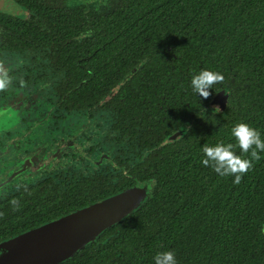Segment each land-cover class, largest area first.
Returning a JSON list of instances; mask_svg holds the SVG:
<instances>
[{
  "label": "trees",
  "instance_id": "trees-1",
  "mask_svg": "<svg viewBox=\"0 0 264 264\" xmlns=\"http://www.w3.org/2000/svg\"><path fill=\"white\" fill-rule=\"evenodd\" d=\"M16 1L27 15L0 12L4 48L52 59L67 110L110 111L124 157L0 199V242L148 184L137 209L58 264H153L164 250L178 264H264V153L239 184L200 163L204 143H232L251 159L231 137L238 122L264 138V0ZM202 69L223 75L207 98L190 84ZM220 89L227 105L213 108Z\"/></svg>",
  "mask_w": 264,
  "mask_h": 264
},
{
  "label": "flooded vegetation",
  "instance_id": "flooded-vegetation-1",
  "mask_svg": "<svg viewBox=\"0 0 264 264\" xmlns=\"http://www.w3.org/2000/svg\"><path fill=\"white\" fill-rule=\"evenodd\" d=\"M0 12L7 11L0 9ZM26 13L21 7V11L9 14L22 17ZM7 32L6 22L0 19V199L20 187L46 178L60 179L61 182L62 177L70 176L63 175L65 161L71 164L78 157L79 161L87 163L89 160L92 164L102 165L104 159L110 158L109 153L103 152L96 158V147H88L87 117H93L96 110L103 108L99 106L89 114L84 110H67L61 106L57 84L65 72L57 69L52 59L42 55L48 62V69L56 77L53 88L45 90V98L40 94L44 85H39L32 96H24L26 82L46 83L31 79L28 73L32 71L30 67L27 74L15 80L13 76H18L19 67L9 68L7 62L11 59L8 55L27 51H7L4 48ZM28 51L38 53V50ZM43 77H46L45 73H41L39 79ZM69 117L73 120L66 123ZM4 242H0V252Z\"/></svg>",
  "mask_w": 264,
  "mask_h": 264
},
{
  "label": "water",
  "instance_id": "water-1",
  "mask_svg": "<svg viewBox=\"0 0 264 264\" xmlns=\"http://www.w3.org/2000/svg\"><path fill=\"white\" fill-rule=\"evenodd\" d=\"M0 9L12 14L21 11L20 5L12 0H0ZM227 100L226 89H220L211 105L223 109ZM182 134L183 128L169 138ZM148 190V184L132 185L36 225L2 244L0 264H58L137 209L146 200Z\"/></svg>",
  "mask_w": 264,
  "mask_h": 264
},
{
  "label": "clouds",
  "instance_id": "clouds-1",
  "mask_svg": "<svg viewBox=\"0 0 264 264\" xmlns=\"http://www.w3.org/2000/svg\"><path fill=\"white\" fill-rule=\"evenodd\" d=\"M223 80V75L208 69H202L191 78L192 90L202 98H207L213 90V85ZM241 153H249L251 159H244L233 151L232 143L217 142L201 145L202 157L200 163L211 167L220 176H233V183L239 184L242 176L252 166V160L260 159L264 153V138L256 128L245 122H238L230 130ZM153 264H178L173 250L159 251L153 256Z\"/></svg>",
  "mask_w": 264,
  "mask_h": 264
},
{
  "label": "rangeland",
  "instance_id": "rangeland-1",
  "mask_svg": "<svg viewBox=\"0 0 264 264\" xmlns=\"http://www.w3.org/2000/svg\"><path fill=\"white\" fill-rule=\"evenodd\" d=\"M94 5H101L102 2L108 0H90ZM11 59V62H7L10 66L9 68L14 69L19 67L18 76H13L16 81L18 77H21L24 74H27V68H32V71H29L31 79L35 78L39 81H43L46 84H41L40 82H26L25 87L23 88L24 96L30 97L33 92L37 89L39 85L43 86L40 94L45 98V90L53 88L52 83L56 81L55 75L48 69V62L42 57V54L36 52H27L24 54H12L8 55ZM45 73L46 77L40 78V74ZM7 77V76H6ZM4 78V80L6 79ZM8 78V77H7ZM57 83V82H56ZM18 88V86H17ZM16 88V89H17ZM73 120V117L67 118L66 123ZM87 133L88 137V147H96L95 154L98 158L100 153H109L110 158L108 160L104 159L102 165L92 164L91 161L83 162L77 159H74L70 164L68 161L63 162V175L70 174V176H82L88 175L95 170H100L102 167H109L112 170V158L116 155H121L124 157L123 148L121 144L111 140V137H114L115 133L112 131V115L111 112L105 109H98L95 111L93 117H87L86 120ZM96 145V146H94ZM132 155V154H130ZM83 160V159H81ZM87 169V171H86Z\"/></svg>",
  "mask_w": 264,
  "mask_h": 264
}]
</instances>
